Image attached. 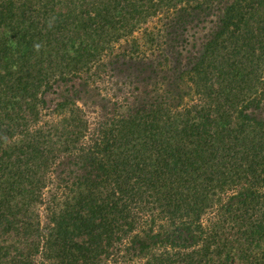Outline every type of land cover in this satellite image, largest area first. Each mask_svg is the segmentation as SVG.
<instances>
[{"label": "trees", "instance_id": "1", "mask_svg": "<svg viewBox=\"0 0 264 264\" xmlns=\"http://www.w3.org/2000/svg\"><path fill=\"white\" fill-rule=\"evenodd\" d=\"M114 73L143 89L95 129L42 97ZM262 73L264 0H0V264H264V121L238 107Z\"/></svg>", "mask_w": 264, "mask_h": 264}, {"label": "rangeland", "instance_id": "2", "mask_svg": "<svg viewBox=\"0 0 264 264\" xmlns=\"http://www.w3.org/2000/svg\"><path fill=\"white\" fill-rule=\"evenodd\" d=\"M210 20L211 18H208L207 22L198 24L197 28L191 29L189 31L188 45L186 46V49H189L191 51L190 47L194 43L193 41H196V44L198 45L197 47L199 49L198 51H201V42L199 41V39H203L204 37L208 36L215 27V25L210 23ZM190 35H194L198 40H192L190 38ZM183 55L187 56L186 52H183ZM183 62L185 61L183 60ZM134 63L135 61H129V65H133ZM121 64L122 63H119L116 68H114L115 65H113L111 69L116 72L118 68H125V66ZM172 66L174 65L172 64ZM262 75L264 74L262 73ZM112 76L113 78L107 79L105 82H98L97 84L92 86L86 84L83 80L72 76L70 77L68 75L66 76V80H59L58 82H55L52 85V90L47 91V93H44L42 97L43 99H46L47 108L50 109V111L58 108L57 104H60L63 100L62 95L69 97L83 111L81 118L84 121H88L90 129H95L98 127V123L104 120V117L112 115V113L114 112L113 103L121 102L123 101V98L125 96H128L129 98H127V100L130 104H133L134 98L137 96V92L133 88L139 87L141 90L143 89V85L139 84L138 82H135L134 80L120 79L115 73ZM85 77L87 76L85 75ZM173 79H175V77H172V80ZM256 89H258V92L261 94V97H256L253 94L247 95L246 98L241 97L244 102L239 103L238 107L239 111L241 112V116H243L244 118L248 117L249 119L264 121V86H260V84L257 83ZM182 93L192 95V87L190 85L185 86V89L182 91ZM39 119V126H41L43 123H51L54 122L56 119H60V116L54 114L53 112H49L43 109V114ZM239 121L243 120L239 119ZM250 129L251 128H249V130ZM242 131H247V129ZM85 135L90 136L89 132ZM68 159L69 158L66 156V154H63V156H61V158L57 161V164L54 167V173H52V180H55V183L46 184V187L43 190L45 200H50L51 194L53 193L54 187L56 185V177L58 175V172L64 168L63 165L67 163ZM245 186L246 187L241 190V192L243 193L247 192V189L250 187V185ZM46 208L47 205L40 206L43 222H47L46 217L49 215V213L45 211ZM204 221L205 223L209 224L206 219ZM173 230V227L167 224L162 229L157 228L156 233L161 231L171 233V231ZM135 234L140 236L144 241H149L145 237L144 233H141L139 229H136L132 235ZM164 236L165 235L163 234V237ZM184 238H186L185 235ZM110 254L111 256L109 260L100 262L99 264H127L128 256L126 253L123 252L121 253V255H118L116 251L111 250ZM146 257H149V253L144 256V258ZM140 258L141 257H137L136 259L135 257L133 260L140 261Z\"/></svg>", "mask_w": 264, "mask_h": 264}]
</instances>
